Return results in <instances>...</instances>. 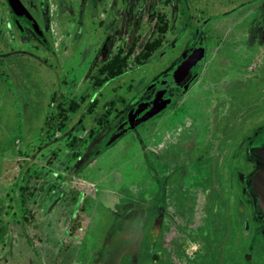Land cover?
<instances>
[{
  "label": "rangeland",
  "instance_id": "1",
  "mask_svg": "<svg viewBox=\"0 0 264 264\" xmlns=\"http://www.w3.org/2000/svg\"><path fill=\"white\" fill-rule=\"evenodd\" d=\"M251 1L145 0L137 31L40 0L48 45L0 10V264H264L263 220L244 224L264 135V0ZM164 22V45L143 57ZM109 34L121 74L102 71ZM178 59L202 69L178 103L104 148Z\"/></svg>",
  "mask_w": 264,
  "mask_h": 264
},
{
  "label": "flooded vegetation",
  "instance_id": "2",
  "mask_svg": "<svg viewBox=\"0 0 264 264\" xmlns=\"http://www.w3.org/2000/svg\"><path fill=\"white\" fill-rule=\"evenodd\" d=\"M144 1L145 0H78V2H79L78 5L75 4L74 6L71 5L72 7H69V5H68L69 3L67 2V0H57V2H59V4H61V10H65L67 12V17L68 18L75 17L74 15H72L73 12H74L73 11V7H77V8L81 7L83 10H86L88 12V15L90 16L91 19L94 17L93 13L95 12V10H98V9L102 8V10H104V12H107V13H105V18H103V20L100 19V23L103 26H104L103 22H105V20L108 21V19H110V17H113V22L115 24H117L119 22L121 23L122 20H123V17H124V18L130 20V22L127 23V26L131 25L133 23L134 24V30H137V31L140 30V25H139L140 20L138 21V19H137V17L139 15H136V14H139V9H137V7L141 6V4ZM16 2L18 4H16L15 6L18 9H20L21 11L18 10V12H17L16 10H14V6H12L8 2V0H0V10L2 11L3 16L5 15V13L7 11L8 13H10V15H9L10 24L12 26H14V28H16L19 33H24L26 31H30L35 38H37L39 41L40 40L43 41V43L45 45H48L47 36H46V34L44 33V31L42 29L41 23H39V21L32 14V11H35L36 9L37 10L39 9V10L42 11L43 7H44V3L40 2V0H16ZM45 2H47V1H45ZM151 2H152V0H151ZM153 4L155 5L156 3H153ZM154 5L151 7L152 8L151 9V14H153V15H154V12H155V6ZM106 14H108V15H106ZM133 17H134V21L132 20ZM61 20H65L66 21L67 18H64V19H61ZM105 24H106V26H110L112 23L110 21V22H106ZM155 24H158V23H155ZM162 25H163V23H162ZM34 26H37L40 29V31L42 32V34L44 36L43 39L39 35H37V33L34 31V29H33ZM134 41L135 40L133 39V42ZM145 41L146 40H143V42H145ZM112 43H113V39H112V36L110 35V36L107 37L104 45H102L100 47V49H99V53H101V55H103V57L106 58L107 61L111 60L108 57V53H109L108 49H109V46ZM186 51H188V50H186ZM189 52H191V51L189 50ZM204 55H205V52H204V50H202V62H203ZM180 58H184L183 55H181L179 57V59ZM200 58L201 57H199V56L196 57L193 60V63H196ZM179 59L177 60V62L175 64L171 65V67H168L166 69V73H169V72L173 71L179 64H187V65H189L191 67V74L188 76V78L186 79L185 82H187L194 75H198L199 76V72H201V70H202V69L200 70V68H199L201 64L199 65V67L196 66L195 68H193V64L192 63L183 62L182 60H179ZM104 64H108V63H104ZM202 67H203V65H202ZM163 74H165V73H162L161 76ZM198 76H197V78H198ZM197 78H196V80H197ZM157 80L155 81V84H154V87H153L152 91L149 94H147V96H144V97L140 96L141 100H143V101L151 100V98L153 97L154 91L156 89ZM183 94H184V92L182 90V86H173V87H171L169 89V97H172L175 100L174 103H178L179 100L177 98L179 97V99H180V97ZM140 97H137V99H139ZM138 102H139V100L134 105H136ZM134 105L131 104L130 109ZM128 111H127V113H128ZM126 116H127V114H126ZM126 116H125V118H126ZM124 119H122V120H124ZM252 218H254L256 220V222H258V218L259 217H258L257 214H255L253 212L250 217L245 219L244 224L247 225V223H249L252 220ZM262 222L264 223V221H262ZM256 226H258V225H256ZM244 230H245L244 231L245 232V236H247V234L250 237L253 236V235H251V233L254 232V228H251V229L244 228ZM262 234H264V230H263ZM249 236L247 238H249Z\"/></svg>",
  "mask_w": 264,
  "mask_h": 264
},
{
  "label": "water",
  "instance_id": "3",
  "mask_svg": "<svg viewBox=\"0 0 264 264\" xmlns=\"http://www.w3.org/2000/svg\"><path fill=\"white\" fill-rule=\"evenodd\" d=\"M8 2L14 6V10L17 12L18 10L21 11L15 6L18 4L16 0H8ZM33 29L37 35L42 39L44 38L37 26H34ZM190 74L191 67L187 64H179L173 71L163 74L156 82V89L151 100L143 101L140 97L139 102L128 111L126 118L120 121L107 134L102 146L104 148L108 147L115 144L126 134L133 131L137 132L140 125L166 110L175 101L172 97H169V89L173 86H182L184 92L198 76L194 75L185 82ZM253 144L250 151L251 161L256 166L246 182L253 199L256 214L264 221V135L259 136Z\"/></svg>",
  "mask_w": 264,
  "mask_h": 264
},
{
  "label": "trees",
  "instance_id": "4",
  "mask_svg": "<svg viewBox=\"0 0 264 264\" xmlns=\"http://www.w3.org/2000/svg\"><path fill=\"white\" fill-rule=\"evenodd\" d=\"M157 26V25H156ZM159 33L162 35V37L153 42H147L145 45L146 48V53L143 54V57L149 58L150 54L155 52L156 49H158L159 47L164 45V40L165 39V35L168 31V24L167 22H164V24L158 29ZM166 40V39H165ZM141 56V55H140ZM127 58H123L120 56V54H116V56L111 59L108 64H105L103 66V70H108L110 74H121L124 70ZM97 101L95 100V102L93 104H91V106L89 107V112L92 113V109H95ZM78 106H73L71 107V109L76 110ZM62 116L65 117V120L67 119V116L64 115V113H62Z\"/></svg>",
  "mask_w": 264,
  "mask_h": 264
},
{
  "label": "crops",
  "instance_id": "5",
  "mask_svg": "<svg viewBox=\"0 0 264 264\" xmlns=\"http://www.w3.org/2000/svg\"><path fill=\"white\" fill-rule=\"evenodd\" d=\"M255 1V2H254ZM251 2H254V3H257V0H252ZM253 27H256V26H254V23H253V26L251 27V28H253ZM261 27H264V25H262ZM261 32H262V35H264V28L259 32V37L262 39L264 36H262L261 35ZM254 33H252V32H250V34L249 35H251V37H252V35H253ZM248 35V36H249ZM259 37H257V39H259ZM222 43H223V41L222 42H220L219 44H220V47H221V50L223 51V45H222ZM251 44H253V43H251ZM264 40H262V44L261 45H259V46H257V47H254L255 49H258L259 50V53L256 55V57H259V56H261V55H263L261 52H264ZM222 45V46H221ZM236 47L237 46H234L233 48L234 49H236ZM215 53L217 54V55H219V54H222V53H220V51L218 50V48L217 47H215ZM254 59H255V57H254ZM253 69V67H249L248 69H246V73H248L250 70H252ZM89 165H92V163L90 164V162L88 163ZM202 199V198H201ZM191 202V201H190ZM188 203L186 206L188 207V205L189 204H191V203ZM201 206H202V200H201V204H197L196 205V208H200V210L202 211V208H201ZM75 237V236H74ZM226 237H227V235H226ZM203 246H204V244H203ZM4 246H2V247H0V249L1 248H3ZM62 257V256H61ZM56 262V263H55ZM10 264V260H8V259H6L5 260V264ZM53 264H73L72 262H64V261H61V262H59V261H54L53 262Z\"/></svg>",
  "mask_w": 264,
  "mask_h": 264
}]
</instances>
